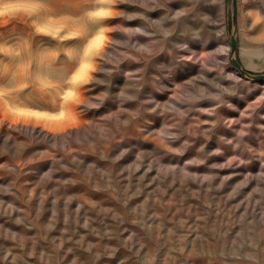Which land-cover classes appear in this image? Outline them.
Instances as JSON below:
<instances>
[{"label": "rangeland", "instance_id": "374dc122", "mask_svg": "<svg viewBox=\"0 0 264 264\" xmlns=\"http://www.w3.org/2000/svg\"><path fill=\"white\" fill-rule=\"evenodd\" d=\"M232 9L0 0V264H264V79ZM236 13L264 72V0Z\"/></svg>", "mask_w": 264, "mask_h": 264}, {"label": "water", "instance_id": "95a60500", "mask_svg": "<svg viewBox=\"0 0 264 264\" xmlns=\"http://www.w3.org/2000/svg\"><path fill=\"white\" fill-rule=\"evenodd\" d=\"M232 25H233V32L230 37L231 43V61L233 65L237 68L241 75L252 78L254 80H263L264 79V72H252L245 67H243L240 60L237 58L236 53L238 50V38H237V13H236V0H232Z\"/></svg>", "mask_w": 264, "mask_h": 264}, {"label": "snow or ice", "instance_id": "6c2138e0", "mask_svg": "<svg viewBox=\"0 0 264 264\" xmlns=\"http://www.w3.org/2000/svg\"><path fill=\"white\" fill-rule=\"evenodd\" d=\"M98 2L107 3L108 0H98ZM94 15H98L99 16V15H104V13H103V11H100V12L94 13ZM102 41H103L102 35H97L93 39V41L90 42L88 47L86 48L85 56L90 55L93 49L98 48L101 45ZM87 67H88V65L86 63H82L78 73L73 76V80L74 81H78L81 78V76L84 74V72L87 70ZM71 95H72L71 92H69L68 96H71Z\"/></svg>", "mask_w": 264, "mask_h": 264}, {"label": "bare ground", "instance_id": "6f19581e", "mask_svg": "<svg viewBox=\"0 0 264 264\" xmlns=\"http://www.w3.org/2000/svg\"><path fill=\"white\" fill-rule=\"evenodd\" d=\"M257 55H258V57H259L260 59H262V60L264 59V53H263V52H259V53H257ZM253 67H260V63H258V64H256V65H253ZM261 184H262V183H261ZM261 184H260V185H261ZM262 185H263V184H262ZM263 191H264V190H263ZM118 196H119V195H118ZM119 197H120V196H119ZM238 206H239V205H238ZM140 223H141V222H140ZM140 223H139V224H140ZM158 223H159V222H158ZM158 223H157V224H158ZM57 224H58V223H57ZM122 225H123V224H122ZM164 229H165V228H164ZM162 230H163V229H162ZM147 231H148V230H147ZM238 231H239V230H238ZM162 233H163V232H162ZM166 233H167V232H166ZM174 233H175V232H174ZM175 236H176V235H175ZM188 239H190V238H188ZM191 240H192V239H191ZM158 241H159V240H158ZM175 241H176V240H175ZM242 244H243V243H242ZM124 246H125V245H124ZM159 246H160V245H159ZM135 247H136V246H135ZM130 248H131V247H130ZM160 249H161V248H160ZM147 250H148V248H147ZM161 250H162V249H161ZM146 254H147V253H146ZM164 254H165V252H164ZM157 255H158V254H157ZM172 255H173V254H172ZM158 260H159V259H157V261H158ZM161 260H163V259H161ZM161 260H160V263L162 262ZM142 262H144V261L142 260ZM150 262H152L151 259H150ZM62 263H63V262H62ZM171 264H172V263H171Z\"/></svg>", "mask_w": 264, "mask_h": 264}, {"label": "clouds", "instance_id": "9594fccd", "mask_svg": "<svg viewBox=\"0 0 264 264\" xmlns=\"http://www.w3.org/2000/svg\"><path fill=\"white\" fill-rule=\"evenodd\" d=\"M13 6L11 5H6L4 8V11H9Z\"/></svg>", "mask_w": 264, "mask_h": 264}]
</instances>
